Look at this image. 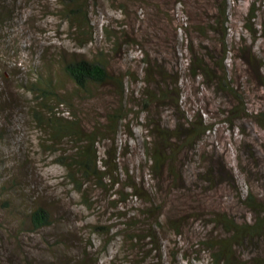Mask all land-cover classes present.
I'll list each match as a JSON object with an SVG mask.
<instances>
[{"label":"rangeland","instance_id":"374dc122","mask_svg":"<svg viewBox=\"0 0 264 264\" xmlns=\"http://www.w3.org/2000/svg\"><path fill=\"white\" fill-rule=\"evenodd\" d=\"M172 1L164 5L167 17L133 0H88V14L78 22L69 17V1L0 0V264H187L184 252L190 264H207L205 245L194 251V236L211 230L210 220L221 213L252 217L243 202L248 192L264 200V126L253 121L264 111V0H227L231 103L189 72L193 52L203 55L211 43L179 28L182 8ZM250 48L259 60L246 63L239 56ZM147 51L162 64L170 99H147ZM80 55L103 60L122 79L123 93L112 81L74 86L64 65ZM49 78L55 95L42 97L33 86ZM120 106L118 116L125 117L114 126L111 112ZM244 112L250 119H240ZM195 118L213 123V130L184 150L175 171L153 170L148 150L160 135L150 121L172 131ZM75 120L84 132L96 130L98 165L108 163L101 184L75 165L69 170L83 146L79 136H52L57 125ZM212 149L218 150L215 174L226 170L235 184L198 200L201 153ZM129 182L138 194L126 195L131 188L122 186ZM38 206L48 210L50 224L33 229L30 212ZM149 206L155 209L148 215ZM167 216H184L181 233L165 224ZM138 233L147 235L129 240Z\"/></svg>","mask_w":264,"mask_h":264},{"label":"trees","instance_id":"16d2710c","mask_svg":"<svg viewBox=\"0 0 264 264\" xmlns=\"http://www.w3.org/2000/svg\"><path fill=\"white\" fill-rule=\"evenodd\" d=\"M69 1V17L71 20L77 19L79 22L84 19V16L88 14V5L85 7V2L88 0H65ZM139 2L146 6L148 9L155 7L157 13L163 14L167 17L171 16L170 11L164 7L168 4L169 0H133ZM180 5L182 8V16L184 17L179 28L192 35H201L205 41L211 44L204 46L205 53L199 55L193 52V59L188 63L187 68L190 73L194 76L201 75L204 77V81L207 84L213 86L214 91L218 95L222 96L225 100L229 99L234 88L233 77L229 75L225 64L224 57L228 50V39H227V0H174L172 1ZM166 6V5H165ZM170 6V5H169ZM85 8V9H84ZM85 10V12H84ZM84 15V16H83ZM142 40L141 38H139ZM139 40V41H140ZM134 41H137L134 38ZM244 43V42H243ZM142 47V46H141ZM192 47V46H191ZM248 55L241 54L239 57L244 62H249V57H254L259 60L255 52H252V48L249 49ZM222 54V55H221ZM146 62L145 67V79L148 82L145 90L147 91V99H153L154 102L159 100L170 99V93L172 89L168 88L169 81L166 79L165 73H163V68L161 62L154 60L150 57L148 51L145 53L143 58ZM260 64L258 68L262 67ZM64 71L68 75L71 82L78 89L87 90L89 85H102L109 81H112L116 87L117 93L120 91L123 93V81L110 73L107 64L103 60L98 59H87L83 56H74L69 59L64 65ZM261 86L264 87V75L259 78ZM149 84L153 85L154 88L150 90ZM40 92L42 97L48 95H55L54 84L52 80L44 81L40 79L38 84L33 86ZM121 93V96H122ZM179 92H177L178 95ZM57 95V94H56ZM222 99V98H221ZM226 100L227 103H231ZM226 103V104H227ZM147 104V102H145ZM122 110V106L118 110L111 112L110 122L114 126L117 125L118 121H122L125 116H118V112ZM235 110L232 113H237L238 107L233 108ZM228 110L226 111V113ZM249 114L245 113L240 116L242 121L248 120ZM226 121L230 122V117L227 116ZM253 121L259 126H264V111L257 112L253 116ZM195 122L197 124L195 125ZM231 123V122H230ZM150 129L160 135L158 140L151 143V150L149 151V157L152 160L151 167L153 170L158 171L162 174L164 167L169 166L171 171H175L172 166L178 161V158L183 154L184 150L195 146V144L202 138L206 131L213 130L214 124L203 122L201 119L197 118L191 120L187 127L175 126L172 131L168 129V126H163L160 121H150ZM82 125L79 121L75 120L71 122L67 127H62L57 125L55 127V132L52 134L53 138L66 136L68 134L77 135V139L83 143V146L79 149L78 154L74 158V163L69 162V170L72 171V166L79 167V171L87 176H93L98 179L101 184L104 182V177L107 175V165L103 164V168L98 165L97 150L95 147L96 142V130H90L89 132H84ZM65 129V130H64ZM184 129V131H183ZM86 133V134H85ZM148 154V153H147ZM218 154V150L212 149V151H205L201 153V169L203 172L200 173L199 185L196 189H199V199L204 200L209 197L211 193L216 192L218 187H229L235 184V179L233 174H229L224 171L225 175L215 174V162L214 155ZM109 160V159H106ZM101 161V160H100ZM224 166V164H221ZM174 168V169H173ZM71 175L75 177L77 173H72ZM76 183L80 185L79 179L76 178ZM119 180L114 181L117 183ZM123 187V188H122ZM122 189L130 187L131 191L126 192V195L138 194L136 185L133 182H129L122 186ZM228 188H226L227 190ZM124 194V193H123ZM244 205L248 207L252 212V217L247 218L246 216L241 219H235L227 214H220L210 220L213 224L211 230H207L205 234L195 235L197 239V246L194 251L199 254L202 245L204 250L208 252L207 264H264V200L257 198L252 192H248L245 196ZM159 207V206H155ZM149 206L147 208L148 215L152 212V208ZM161 214H157L154 217V226H160L162 223ZM184 216H172L165 217V224L174 230L175 234L181 233L178 227L184 225ZM30 222L33 229H40L50 224V214L48 210L43 206H38L31 210L30 212ZM221 225L224 231L218 230L217 226ZM217 225V226H215ZM153 226V227H154ZM136 232V231H135ZM147 234L149 236L155 235V231L148 229ZM223 232V233H222ZM140 233L129 235V240L133 241L135 238L137 240L142 236L147 235ZM250 251V252H249ZM176 255L180 252L177 250ZM183 258L186 260L187 264L191 263V259L188 255H184Z\"/></svg>","mask_w":264,"mask_h":264}]
</instances>
